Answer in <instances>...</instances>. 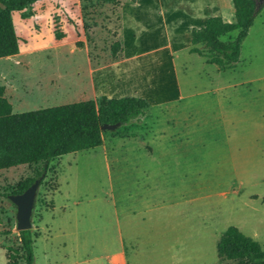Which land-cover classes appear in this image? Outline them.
Wrapping results in <instances>:
<instances>
[{
    "label": "rangeland",
    "instance_id": "374dc122",
    "mask_svg": "<svg viewBox=\"0 0 264 264\" xmlns=\"http://www.w3.org/2000/svg\"><path fill=\"white\" fill-rule=\"evenodd\" d=\"M118 2L37 0L11 13L18 51L0 58L11 112L96 94L88 68L110 61ZM148 2L138 0L142 7ZM137 9L144 11L138 45L169 36L174 55L160 50L121 63L116 72L106 68L98 87L110 98L143 96L147 131L118 125L102 131L99 146L47 163L31 212L34 264H238L215 253L230 225L264 249V37L255 29L242 48V57L253 55L234 78L249 84L198 94V73L214 77L200 56L182 49L189 41L179 14L165 24L159 9ZM121 28L127 44L130 26ZM128 64L137 68L124 70ZM10 65L30 69L25 93L7 81ZM81 76L87 79L76 84ZM174 79L185 98L168 102ZM43 84L57 86L53 98L36 93ZM141 144L151 147V158L137 151ZM41 165L0 169V264H6L4 247L19 244L8 196Z\"/></svg>",
    "mask_w": 264,
    "mask_h": 264
},
{
    "label": "trees",
    "instance_id": "16d2710c",
    "mask_svg": "<svg viewBox=\"0 0 264 264\" xmlns=\"http://www.w3.org/2000/svg\"><path fill=\"white\" fill-rule=\"evenodd\" d=\"M37 0H0V58L18 51V37L13 28L11 13L23 10ZM112 2L113 0H105ZM233 22L219 16L207 17L202 26L189 32L190 52L205 57L207 63L225 69L235 63L240 43L259 11L255 0H231ZM235 30L232 38L222 40ZM200 44L201 47H196ZM118 41L109 45V54L116 56ZM0 86V169L41 163L35 177L19 183L12 194L22 192L35 179L43 178L47 163L54 157L79 150L92 149L101 144L100 126L123 125L139 121L147 107L138 97L110 98L99 95L95 99L73 101L23 112H11L10 103L2 95ZM33 234L29 229L18 231V247L5 246L6 264L33 263ZM216 254L238 264H264V249L253 238L235 226H227L215 245Z\"/></svg>",
    "mask_w": 264,
    "mask_h": 264
},
{
    "label": "crops",
    "instance_id": "0c3cea01",
    "mask_svg": "<svg viewBox=\"0 0 264 264\" xmlns=\"http://www.w3.org/2000/svg\"><path fill=\"white\" fill-rule=\"evenodd\" d=\"M148 1V0H147ZM257 14L254 16L252 20V24L249 26L247 34L243 38V40L240 43L239 47V56L235 63H233L230 67L225 69H219L215 64L207 63L205 61V57L198 55L195 52H190L189 48L192 46L190 42L188 45L182 46V49L184 51H187L188 53L196 54L197 56H200L203 60L204 65L211 66L210 75H213L214 79L211 80V77L205 70H201L198 73L200 82L197 83V86L199 85L200 90L196 91L198 94H203L208 92V87H211V92L213 94H216L218 91H223L225 89L234 88L238 85H244L249 84L250 80L248 79H235V75L243 76V70L245 68L244 63L250 59V56L253 55V52H250V54H247L246 57H242V48L248 38L250 37L251 33L255 31V29H258V36L264 37V30H261L264 26V1L258 2V0H255L256 6L262 4ZM128 5H130L128 7ZM127 6V7H126ZM143 6V4H142ZM138 4V0H119L117 5L115 6V14L117 18V29L115 31V40L118 41L120 45V49L116 52L115 57H111L110 61L107 63H101L99 65H96L94 68L89 67L88 68V85L91 88L92 94L95 91V95L93 94L91 99H94L95 97L102 95V91H99L98 85L100 83V75L101 71L105 70L106 68H114V72L117 71L119 64H125L127 61L133 60L137 57L152 54L160 50H169V55H174V51L171 50V46L173 45L171 42V38L169 36L166 37V40L163 42L161 40L157 42H153V44H145V46H139L137 43L138 36L141 32V24L143 21H141V18H139V14H144L143 10H138L137 8L141 7L145 9L147 6L152 8L159 9L161 12V15L164 17V23L173 22L174 19H171L174 17L175 14H179L181 17L182 22L184 23V30L183 33L188 36L189 41V32L192 27H200L202 26L204 20L207 17L210 16H219L223 21L225 22H233L234 21V15H233V5L231 0H149L148 3L145 4L144 7ZM125 8V9H124ZM125 11V12H123ZM165 16L167 18H165ZM258 21V26H255V20ZM123 23L129 24L130 28L128 29V32L130 33V40L129 43L125 44V42L122 40L124 30L121 28V25ZM136 26V27H135ZM235 31V30H233ZM231 31V32H233ZM230 32V33H231ZM236 32V31H235ZM225 34L221 35L220 38L222 40H226L228 38H231V34ZM258 39V38H257ZM196 47H201L200 44H196ZM133 65V64H132ZM131 64L124 65V70L126 71H132V69H136L137 65L132 66ZM133 67V68H132ZM173 67V65H172ZM9 74L7 75V81H14L17 83L18 91L21 93H25L28 88L24 86L25 82H28L30 77L28 75L30 69H26V67H22L19 65H10L6 70ZM38 71V70H37ZM96 74V78L92 76V74ZM36 79H42L37 76ZM86 80V77H79L76 84H80L83 82V80ZM98 87V88H97ZM171 88V95L165 98V101L168 102H176L179 100H182L185 98V96L182 94L180 84L178 80L174 79L172 82ZM7 86L4 85L3 88V97L9 102L8 98H6V92H8ZM95 89V90H94ZM57 86L54 85H47L43 84L40 87H37L36 93L38 95H41L42 98L45 99H51L56 94ZM143 96L139 95L138 98H141ZM21 98V94H17L15 98H13L16 101H19ZM143 99V98H142ZM148 106L146 107V109ZM145 109V111H146ZM145 111L143 116L140 118L139 121L131 122L133 124H136L135 130L137 128H144L145 131H147V126H145ZM140 123V124H139ZM129 124V123H128ZM138 124V125H137ZM135 131H132V134ZM130 134V135H132ZM177 135V134H176ZM176 137V136H175ZM177 138H175L176 140ZM170 142L174 141V138L171 139L169 137ZM97 147V146H96ZM165 146H163L164 148ZM95 148V147H94ZM137 151L143 152L145 156L148 158H151L150 155L152 153V149L147 144H141L137 148ZM142 174H144L142 172ZM149 174L148 170L146 174L144 175L147 177ZM219 238V237H218ZM218 240V239H217ZM217 242V241H216ZM216 245V243H215ZM216 253V250H215ZM217 257H219L216 254ZM221 258V257H220Z\"/></svg>",
    "mask_w": 264,
    "mask_h": 264
},
{
    "label": "water",
    "instance_id": "95a60500",
    "mask_svg": "<svg viewBox=\"0 0 264 264\" xmlns=\"http://www.w3.org/2000/svg\"><path fill=\"white\" fill-rule=\"evenodd\" d=\"M264 0H258L262 2ZM118 125L102 124L100 130H114ZM40 177L35 179L27 188L17 194H11L8 196V200L13 204L15 208V229L17 231L26 230L31 227V212L33 208L36 188Z\"/></svg>",
    "mask_w": 264,
    "mask_h": 264
}]
</instances>
